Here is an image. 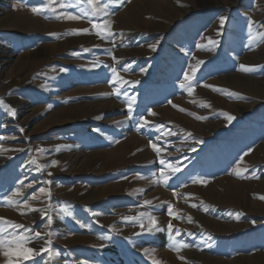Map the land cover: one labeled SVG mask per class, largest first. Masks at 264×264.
Segmentation results:
<instances>
[{"label":"rangeland","instance_id":"1","mask_svg":"<svg viewBox=\"0 0 264 264\" xmlns=\"http://www.w3.org/2000/svg\"><path fill=\"white\" fill-rule=\"evenodd\" d=\"M0 4V46L11 47L10 58L0 51V100L16 110L0 107V217L50 234L28 247L52 242L27 264H264V0H98L99 12L86 0ZM198 60L189 94L180 84ZM113 69L129 83L114 84ZM162 157L181 169L167 185L153 182ZM18 188L48 209L47 228L41 213L8 203ZM140 212L158 227L124 219ZM177 228L189 245L179 252Z\"/></svg>","mask_w":264,"mask_h":264},{"label":"snow or ice","instance_id":"2","mask_svg":"<svg viewBox=\"0 0 264 264\" xmlns=\"http://www.w3.org/2000/svg\"><path fill=\"white\" fill-rule=\"evenodd\" d=\"M86 3L91 5L93 9H95L97 12L103 11L107 5H103V7H100L98 5V0H86ZM71 5L61 3L60 7H69ZM48 8H51V3L47 4V7L44 5L41 6H33L31 8V11L34 14H42L44 11H46ZM60 18V17H57ZM65 19L68 20H79L81 19L80 16L72 15V14H64ZM228 17L221 16L220 17V28L221 30H218L217 35H222V29L225 25V23L228 21ZM255 22L249 20V26L251 27ZM92 29H99L100 26L98 24L93 23L91 25ZM90 33V29L84 28V29H74L70 33V35H80V34H88ZM98 35H101L100 32H97ZM111 35L112 33L109 31L108 33ZM254 43H258V41L253 38ZM209 44L213 45V47L216 45V41L209 39ZM153 50H155V45L152 46ZM210 50V49H209ZM85 51H88V49H85ZM113 59H116V57H113ZM204 61H197L195 66H191L190 70L188 73L184 74V80L185 82H182L180 84L181 88H186L189 91V94L192 93V81L195 79V74L199 70L200 65H202ZM240 69L245 72L253 71L257 66L254 65H244L241 64ZM112 82L117 85H125L128 84L129 81L125 80L124 77H122L117 69H113V77H112ZM120 94V89L117 87L116 89V95ZM203 106V105H202ZM0 107H5L7 111L15 116L16 110L14 108H11L9 106H6L2 100H0ZM129 110H132L131 103L128 104ZM176 107V105H174ZM181 111H184V109H181ZM152 116H155L156 113L152 112ZM97 119H102V116L96 117ZM197 119H203V117H197ZM228 120H233L235 117L229 115L227 117ZM150 126V121L144 120L143 123L140 125L141 128ZM160 128H163V125L160 126ZM159 130V129H158ZM173 133L171 130H169L165 135H172ZM159 139V138H158ZM152 149L156 152L157 156H160L162 152L165 151L162 147L158 146L157 143H151ZM43 151V150H41ZM31 164H36L37 161L35 159L30 160ZM53 166H56L58 164V161H52L51 162ZM159 164L163 165L164 168H162L159 172V175L157 176L156 180L153 181L154 183H160L163 181L165 185H167L168 180L171 178V176H174L176 173H178L181 169L178 164H173L172 162L166 160L165 158H160L159 159ZM51 175V173H49ZM259 178V177H257ZM203 183V181H193V183ZM21 184H23V181H21ZM30 187V185H29ZM38 192L40 194H46L50 196V191L46 190L45 188L41 187L38 189ZM175 195V193H174ZM15 197V199H14ZM32 199L36 200L39 199L35 193L32 195ZM264 199V197H262ZM8 203L11 204H17L22 206L27 209L28 211H35L39 212L42 214V219L46 218V224L45 228L48 227L52 223V217L48 215V209H37L32 207L28 199L23 196L21 193V190L18 188L16 192L13 194V196L8 197ZM151 200H144L143 204L144 206H150L152 205ZM192 207H197L196 204H193ZM61 212H63L67 216H71L72 212L69 211L67 207H64L60 209ZM21 214H26L25 212H21ZM167 215L170 218L173 219H181V217L174 212L173 206L170 205L167 211ZM239 215V214H237ZM145 218L147 219V227L144 223ZM126 221H140L139 227L142 232H151L153 229H156L158 227V219L152 215L151 213L148 212H140L138 216H129V217H124ZM188 221L191 223L192 218L189 217ZM11 228L13 231L9 232L8 229ZM23 229V233H20L18 230ZM167 229L170 232V234L173 233L174 225L171 223V220L167 224ZM44 235H50L49 233L45 232L42 234L39 231H35L33 228H26L24 225L15 223L12 221H8L6 218L0 217V250H3V255L5 257H8L6 264H27L28 261L34 260L35 256H42L44 253H52V247H51V240L44 241L45 245L44 247H41L39 251H37L34 248L28 247L27 245L31 242H34L36 239H43ZM182 235L181 231L177 228L175 229V232L173 234V244L170 245V247L174 250L179 252L183 248L189 247L186 243H184L182 240H176V237H180ZM188 235H192V233H188ZM12 257H16V259H12ZM181 260H184V257H179Z\"/></svg>","mask_w":264,"mask_h":264},{"label":"bare ground","instance_id":"3","mask_svg":"<svg viewBox=\"0 0 264 264\" xmlns=\"http://www.w3.org/2000/svg\"><path fill=\"white\" fill-rule=\"evenodd\" d=\"M0 1H2V0H0ZM4 3V2H3ZM0 6H1V4H0ZM2 11H4V8H1L0 7V14H3L2 13ZM6 14V13H5ZM10 20V19H9ZM29 21V20H28ZM31 22V21H30ZM30 22H28V23H26L27 25L30 23ZM38 24V23H37ZM30 25H28V27H29ZM34 26V25H33ZM25 29V28H24ZM220 38V37H219ZM221 39V38H220ZM218 43H219V41H218ZM220 45V44H219ZM2 50V52L6 55V56H8L9 55V58L11 57V47L9 46V45H6V46H4V47H2V46H0V51ZM166 50H168V49H166ZM262 51V50H261ZM2 52H0V55H1V53ZM166 52V51H165ZM2 53V54H3ZM173 54V53H172ZM263 55H264V53H263ZM169 56V55H168ZM2 58V56H0V59ZM143 62V61H142ZM166 62V61H165ZM150 66V65H149ZM239 68H236V70H238ZM2 71H3V67H2V65H0V74L2 73ZM233 75V74H232ZM231 75V76H232ZM233 78H234V76H233ZM246 78V77H245ZM247 79V78H246ZM243 80V79H242ZM245 80V79H244ZM235 85V84H234ZM243 86H242V88L244 89V90H246V88H247V86H245L244 84H242ZM247 92V91H246ZM252 92V91H251ZM149 131V130H148ZM156 132V131H155ZM76 143V142H75ZM163 143V142H162ZM78 144V143H77ZM77 147V146H76ZM177 148V147H176ZM72 150V149H71ZM81 152V151H80ZM163 158V157H162ZM6 160V159H5ZM169 160V159H168ZM167 194V193H166ZM192 257H193V255H191ZM196 257V256H195ZM194 257V258H195ZM174 262V261H173ZM177 262V261H176ZM176 264H183V263H180V262H177ZM211 264H227V263H225V262H223L222 260H215V261H212L211 262Z\"/></svg>","mask_w":264,"mask_h":264}]
</instances>
